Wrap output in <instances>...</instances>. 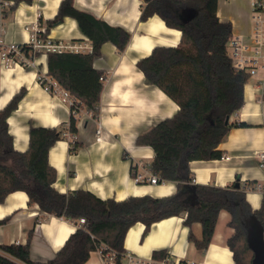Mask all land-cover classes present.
Here are the masks:
<instances>
[{
	"label": "trees",
	"instance_id": "16d2710c",
	"mask_svg": "<svg viewBox=\"0 0 264 264\" xmlns=\"http://www.w3.org/2000/svg\"><path fill=\"white\" fill-rule=\"evenodd\" d=\"M38 0H14L19 4H33ZM141 20L153 16L162 18L167 27L181 32L176 47L157 46L137 62L147 84L161 89L178 106L177 113L162 120L136 139L137 146H148L154 151L151 171L162 182H174L175 194L166 197L131 196L125 200L101 199L90 191L77 190L61 193L55 188L57 171L49 163L50 149L63 138L56 128L30 125L29 147L25 152L14 149V139L8 119L16 111L26 94L21 90L0 110V204L14 192H25L29 205H38L48 215L74 221L85 219L47 262L31 258L33 232L25 245L0 244V264H87L90 255L102 246L115 254L121 264L126 253L125 238L137 223H143L147 235L151 226L175 216L183 215V225L189 229L188 239L198 250L206 252L213 239L219 214L231 215L228 226L234 230L228 240L234 264H253L251 234L257 231L264 238V195L261 206L254 209L247 194L235 182L229 187L193 184L190 163L223 158L220 144L234 126L230 118L245 103V86L249 75L238 71L228 55V43L233 26L218 17V0H142ZM191 12V20L182 16ZM77 21L81 32L91 41L92 51L47 52L48 76L67 90L81 107L99 117L101 95L106 73L96 69L95 59L101 57L103 46L112 43L123 53L131 34L122 27L111 26L101 18L77 9L74 0H62L57 15L47 22L46 34L63 23L65 18ZM28 56L39 55L25 48ZM227 120L229 122L227 123ZM77 117L70 118L69 131L77 133ZM235 126L249 127L246 123ZM70 152L76 153L82 144L71 143ZM134 175V174H133ZM7 220L0 221V224ZM194 223L202 226V238L194 236ZM167 251H155L152 258L160 260Z\"/></svg>",
	"mask_w": 264,
	"mask_h": 264
},
{
	"label": "crops",
	"instance_id": "0c3cea01",
	"mask_svg": "<svg viewBox=\"0 0 264 264\" xmlns=\"http://www.w3.org/2000/svg\"><path fill=\"white\" fill-rule=\"evenodd\" d=\"M61 2L38 0L31 5L19 4L0 28V42L3 45L27 43L39 28L47 30V22L57 15ZM142 3V0H74L77 9L131 34L123 53H119L112 43H106L101 49V57L95 59V68L106 73L99 117L94 119L87 109L79 112L75 136L82 147L76 153L70 152L71 143L64 136L72 115L70 107L49 95L39 80L48 74L47 51L39 50L34 64L29 66L12 64L7 68L0 60V110L21 90L26 91L8 119L14 149L19 152L28 149L31 124L63 132V138L49 151V163L57 171L55 188L62 194L87 190L104 200L122 201L131 196L161 198L177 191L174 182L153 185L134 181L136 173L151 171L154 158L151 147L136 145L138 135L173 117L179 110V106L161 89L146 83L137 62L157 46H178L181 32L167 27L158 16L142 21ZM217 14L220 20L232 23V36L250 35L251 0H218ZM47 38L67 46L66 51L77 52L76 48L92 47L77 21L69 17L53 27ZM230 123L234 126L219 147L223 158L190 163L193 184L222 188L235 182L241 187L257 183L264 185V170L259 168L257 160V154L264 151V71L246 84L244 106L230 118ZM239 123H246L249 127L235 126ZM99 128L100 141L97 140ZM262 198L261 193L247 194L254 209L260 208ZM183 218L181 215L159 220L144 237L145 225L135 224L126 235V251L145 260L151 259L155 251L165 250L172 257H185L205 264H234L228 247L234 230L228 226L231 215L227 211L220 212L206 252L198 250L189 241L190 231L183 225ZM3 220L7 221L0 224V244L25 245L32 231L31 258L40 262L53 259L77 229L74 221L43 213L36 204L29 205V198L22 191L10 194L0 204V221ZM191 230L196 238H202L200 223H194ZM94 255L97 256L92 261ZM87 264L104 262L97 252H93Z\"/></svg>",
	"mask_w": 264,
	"mask_h": 264
},
{
	"label": "built area",
	"instance_id": "2783aa9c",
	"mask_svg": "<svg viewBox=\"0 0 264 264\" xmlns=\"http://www.w3.org/2000/svg\"><path fill=\"white\" fill-rule=\"evenodd\" d=\"M14 0H0V28L2 29L4 21L8 14L13 10ZM252 9V31L248 37L232 36L228 43V55L231 59L232 65L238 71H243L249 75L250 79L257 76L260 71H264V0H251ZM46 34V28H39L27 43L16 44L11 43L3 45L0 42V60L4 67L9 68L12 64L21 66H29L34 64L33 53L28 56L25 48H30L32 52L45 49L47 52H64L67 46L63 44L51 42L48 38L42 39L41 36ZM77 52L90 53L92 47L76 48ZM43 89L52 96L61 100V102L68 105L74 116H78L79 112L86 107H81L77 113V102L70 95V93L62 88L54 79L48 75L39 77ZM73 143L76 141L75 134L69 131V125L64 134ZM97 140H101V129L97 130ZM229 160V157H226ZM259 168L264 170V151L257 154ZM136 184H165L160 181L158 176L152 171L147 174L136 173L134 176ZM194 183V182H193ZM242 189L247 192H257L264 195V185H244ZM85 224V219L81 218L77 221V226L80 227ZM106 247L102 246L97 253L101 256L104 264H116L115 254L112 252H105ZM121 264H205L191 259H182L172 257L167 254L159 261L156 259H142L134 254L127 252L123 255Z\"/></svg>",
	"mask_w": 264,
	"mask_h": 264
},
{
	"label": "water",
	"instance_id": "95a60500",
	"mask_svg": "<svg viewBox=\"0 0 264 264\" xmlns=\"http://www.w3.org/2000/svg\"><path fill=\"white\" fill-rule=\"evenodd\" d=\"M192 13L187 12L182 16V20L188 21L191 20ZM229 120H227V123ZM236 187H240V184H236ZM251 249L254 252V261L253 264H264V238L259 234V236L250 242Z\"/></svg>",
	"mask_w": 264,
	"mask_h": 264
},
{
	"label": "rangeland",
	"instance_id": "374dc122",
	"mask_svg": "<svg viewBox=\"0 0 264 264\" xmlns=\"http://www.w3.org/2000/svg\"><path fill=\"white\" fill-rule=\"evenodd\" d=\"M143 2V1H142ZM254 192H247V194H253ZM259 236V233L257 231H254L253 234H251V239L252 240H255L257 237ZM97 255H94L92 256V261L94 260V258L96 257ZM175 258L179 259V260H182V259H188V258H185V257H179V256H174Z\"/></svg>",
	"mask_w": 264,
	"mask_h": 264
}]
</instances>
